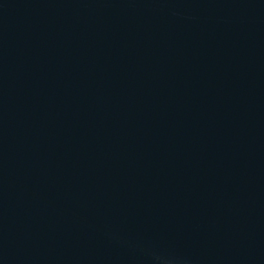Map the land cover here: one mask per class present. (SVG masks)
<instances>
[{
    "label": "water",
    "instance_id": "1",
    "mask_svg": "<svg viewBox=\"0 0 264 264\" xmlns=\"http://www.w3.org/2000/svg\"><path fill=\"white\" fill-rule=\"evenodd\" d=\"M0 264H264V0H0Z\"/></svg>",
    "mask_w": 264,
    "mask_h": 264
}]
</instances>
